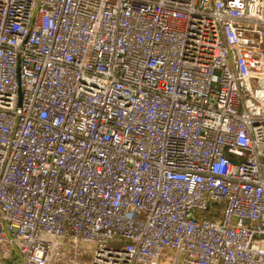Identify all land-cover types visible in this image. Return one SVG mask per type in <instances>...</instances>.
Wrapping results in <instances>:
<instances>
[{
	"label": "built area",
	"instance_id": "2783aa9c",
	"mask_svg": "<svg viewBox=\"0 0 264 264\" xmlns=\"http://www.w3.org/2000/svg\"><path fill=\"white\" fill-rule=\"evenodd\" d=\"M264 0H0V264H264Z\"/></svg>",
	"mask_w": 264,
	"mask_h": 264
},
{
	"label": "water",
	"instance_id": "95a60500",
	"mask_svg": "<svg viewBox=\"0 0 264 264\" xmlns=\"http://www.w3.org/2000/svg\"><path fill=\"white\" fill-rule=\"evenodd\" d=\"M260 86H264V80H257L256 81Z\"/></svg>",
	"mask_w": 264,
	"mask_h": 264
}]
</instances>
